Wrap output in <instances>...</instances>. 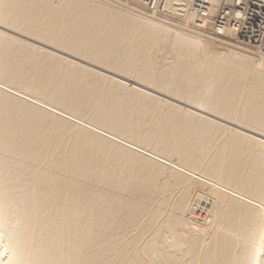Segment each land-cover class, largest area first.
Segmentation results:
<instances>
[{"label": "bare ground", "instance_id": "bare-ground-1", "mask_svg": "<svg viewBox=\"0 0 264 264\" xmlns=\"http://www.w3.org/2000/svg\"><path fill=\"white\" fill-rule=\"evenodd\" d=\"M193 1L143 7L150 19L103 0H0V264H264V58L188 26ZM129 102L183 108L189 137L158 155Z\"/></svg>", "mask_w": 264, "mask_h": 264}, {"label": "built area", "instance_id": "built-area-1", "mask_svg": "<svg viewBox=\"0 0 264 264\" xmlns=\"http://www.w3.org/2000/svg\"><path fill=\"white\" fill-rule=\"evenodd\" d=\"M139 4L154 17H162V0H127ZM194 0V18L188 25L212 39L237 46L264 58V0ZM174 22L180 18L169 15ZM228 33L230 35H228ZM241 45L242 47L238 46Z\"/></svg>", "mask_w": 264, "mask_h": 264}, {"label": "rangeland", "instance_id": "rangeland-1", "mask_svg": "<svg viewBox=\"0 0 264 264\" xmlns=\"http://www.w3.org/2000/svg\"><path fill=\"white\" fill-rule=\"evenodd\" d=\"M103 1H105V2H107V3H110L111 5H113V6H115V7H121L122 6V8L121 9H123V6L125 7V8H128V9H130V10H133L134 12H136V13H138V14H140L142 17L144 16V17H148V15L145 13V11H144V9H143V7L141 6V5H139V4H134V3H131V2H128L127 0H119V3H118V6L117 5H115L113 2H111V1H113V0H103ZM87 4H89V5H91V6H95V7H98V6H100V5H98V4H96V3H93V2H89V1H85ZM120 5V6H119ZM131 12V11H130ZM131 13H133V12H131ZM135 14V13H134ZM137 15V14H136ZM148 18H150V16L148 17ZM147 19V18H146ZM150 19H152V18H150ZM165 20H167V21H170V22H172V24L173 25H182L183 23H180V22H174V21H172V20H170L169 19V16H166V18H164ZM153 20H154V18H153ZM151 21V20H150ZM189 26V25H188ZM165 27V26H164ZM167 28H169V29H171V30H176V31H178V32H180L179 30H177V29H174V28H170V27H167ZM181 33H184V32H181ZM188 35H191V34H188ZM199 39H202V40H204L203 38H200L199 37ZM127 41H129V42H133V39H126ZM24 41V40H23ZM204 41H206V42H208V43H210L208 40H204ZM187 38H186V44H187ZM216 44H220V45H222V46H224V47H226V49H229L230 51H237V53H241L242 55H245V56H247V57H249L252 61H258L257 60V58H255L254 56H253V54H251L250 52H248V51H246V50H244V49H242L243 47L241 46V45H238V46H240V47H242V48H239V47H237L236 45L235 46H232V45H228V44H223V43H219V42H215ZM140 44L141 45H145V46H147V47H149V48H152V46H151V44H150V42L148 41V40H146V39H143V40H141L140 41ZM188 45V47L189 48H192V45L191 44H187ZM237 47V48H236ZM133 51V48H131L130 49V52H132ZM257 57V56H256ZM213 59V58H212ZM130 103V105H132V106H134L135 107V111H133L132 112V114H133V118L135 117V115L136 114H143L144 116L141 118V121H142V123L144 124V127L141 129V133H140V135H141V137H143V138H145L148 142H151V144H150V146L152 147L151 149L152 150H155V151H158L159 153H157L158 155H161V156H164V154H161V153H164V150H166V149H164V147H166L167 146V144H170L171 142H174V140L176 139V138H182V137H184V138H188L189 137V133H190V131H187L186 130V121H187V118L185 117V116H183L182 114L184 113V109L183 108H180V109H178V111L177 112H175V113H172V114H169V115H167V116H165V115H163V114H160L158 111H157V105H155L154 107H152V108H145L144 110H141L140 109V107L139 106H137V105H135L133 102H129ZM175 109H177L178 107L177 106H173ZM87 111L86 113H87V117H79V116H77V118L79 117V119H82L83 121H85L87 124H89V125H91L92 123L88 120V119H93L94 117H95V115H96V113L94 112V110L93 109H91V110H89L88 109V107L86 106L82 111ZM81 123H83L82 121H81ZM84 125H86L85 123H83ZM89 125H87V126H89ZM126 130H128V131H131V130H135V131H137L138 130V128L137 127H126ZM83 130H80V129H75L73 132H76V133H78V132H80V133H83L82 132ZM182 132H184L183 134H181ZM203 134H205V133H203ZM203 134H201V135H203ZM89 138H92L93 139V141H94V143L96 144V143H99V139L98 138H96L94 135H92V134H90V133H87L86 134ZM201 135H197V134H195L194 135V137L193 138H191V140H195V139H197L198 137H200ZM159 139V141H160V143L158 144L156 141H153V139ZM177 139V140H178ZM256 143L255 144H250V152L248 153V155L249 156H252V155H258V154H261V148H262V146H263V144L261 143V142H259L257 139H255V138H252ZM190 140V139H189ZM107 145V144H106ZM108 148L111 150V151H113V152H115V153H118V148H116V147H114V146H112V145H110V144H108ZM148 148V147H147ZM150 149V148H149ZM150 149V150H151ZM130 155V154H129ZM213 156H215V155H213ZM173 159V158H172ZM214 161H215V159H214ZM249 162H256V160H248ZM143 162H145V161H143ZM259 162H264L263 160H259ZM125 162L124 161H122V164H124ZM205 163V161L204 162H202V165ZM141 167H145L144 165H141ZM182 167H184L185 169H187V170H189V171H192V172H195V173H197V174H200V175H207V174H204V173H202V172H200L199 170H197V169H193V168H189V167H186V166H182ZM180 169V168H179ZM203 169V168H202ZM181 173V172H180ZM182 175L185 177V179H187V178H191V177H189L188 175H186V174H183L182 173ZM207 176H209V175H207ZM184 179V178H183ZM192 180H194L193 178H191ZM182 181L183 180H181L180 182H178V186H181V183H182ZM115 189V188H114ZM114 189H110V188H106L105 190H106V192H112V191H114ZM116 189H118V186H116ZM197 193V192H196ZM194 194V198L195 197H197L198 199H195L196 201L197 200H199V201H201V202H199V201H194V202H196L195 204H196V206L195 207H199V208H195L196 209V211L193 213L194 214V217L195 216H199V219H204L205 217V220H203V221H200V220H196V222L198 223V225H201V226H207L208 225V223L210 222V215H208V213H207V211H205V209H207L208 207H210V203L208 202V199H207V197L206 196H203V194L202 195H199L200 193H198V194ZM197 195V196H196ZM202 196V197H201ZM81 197H83V198H85V199H87L88 200V202H94V203H96L97 202V200H96V198H95V192L94 191H92V190H90L89 189V191H87L86 192V196L83 194ZM87 197V198H86ZM194 202H192L191 204L193 205L194 204ZM199 202V203H198ZM206 204V205H205ZM191 205V206H192ZM207 206V207H206ZM193 208H194V206H192ZM204 208V209H203ZM200 211H199V210ZM205 211V212H203V211ZM205 213V214H204ZM201 216V217H200ZM212 219V218H211ZM139 239H140V237H139ZM138 239V240H139Z\"/></svg>", "mask_w": 264, "mask_h": 264}]
</instances>
